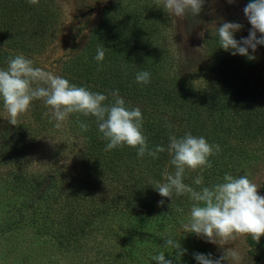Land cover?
Here are the masks:
<instances>
[{
	"label": "rangeland",
	"instance_id": "obj_1",
	"mask_svg": "<svg viewBox=\"0 0 264 264\" xmlns=\"http://www.w3.org/2000/svg\"><path fill=\"white\" fill-rule=\"evenodd\" d=\"M47 1L46 11L42 12L50 14L54 24L47 35L51 43L46 45L45 54L13 49L3 42L0 43V61L3 62L8 56L23 54L36 61L34 66L58 75L61 64L56 60L59 57L62 56L61 61H65L78 54L86 55L93 47L95 55L96 49L103 47L104 60H115L111 62L125 68L122 60L129 59L132 68L139 71L131 61L136 59L145 64L150 73L158 74L167 71L166 68L172 63L171 69L177 74L188 75L198 89L210 92L212 89L214 92L221 89L242 93L251 91L248 99L250 105L264 110V46L257 45L255 51L249 49L254 58L248 59L220 48L216 34L217 26L221 23L234 21L242 25L234 37L239 40L248 35L251 25L243 14L246 4L242 0H231L230 3L228 0H204L199 13L183 19L172 18L166 10H161L160 0H94L98 6L90 15L86 14V5L93 0ZM86 20L90 23L84 28ZM133 27L138 28L140 38L135 40V48L126 50L124 45L128 43L123 44L120 38L112 37L111 33L122 31L131 35L128 31ZM80 28L83 29L80 31ZM256 35L261 34L257 32ZM0 65L3 66V63L0 62ZM232 79L238 82H232ZM38 84L34 82L32 87ZM35 105L32 101L28 110L17 116L16 125L11 124L7 130L19 139L18 145L24 142L30 147L24 160L28 171L23 173L20 181L12 176L13 170L6 167L5 141L0 139V228L16 218L19 208L28 203V191L37 176H42L49 167L57 165L61 177L56 182L58 187L53 195L24 209L26 219L0 235V264H157L149 259L151 254L165 251L166 259H174L175 256V250L170 252L162 247V237L166 234L177 237L181 246L187 249L181 256V264H196L193 252L211 253L216 258L227 248H234L239 253V260L235 264H254V253L246 241L249 234L236 235L227 243L217 239L215 244L183 231L181 221H186L193 203L188 194H184L180 205L170 208L160 205L159 211L150 215L133 212L126 207H113L117 209H110L109 212L104 209L95 211L94 206L87 202L80 205L84 206L85 213H80L81 210L77 213V217L80 213L81 221L68 230L63 229L64 214L78 207L66 204L65 209L64 200L70 195L67 190L69 178L76 177L78 171L76 153L81 155L83 148H78L81 146L80 140L76 148H70L71 144L67 146L68 127L65 125L63 128V123L58 129L44 127L45 123L50 122L49 118L40 123L42 127L38 126L40 133L32 131L36 138L24 140L23 126L28 122L33 124ZM263 115L252 124L261 122ZM222 117L221 127H207L211 144L220 146V151L212 157L211 167L204 168L202 172L200 169H187L183 177L199 191L202 186L210 187L221 181L225 172L238 176L246 169L249 179L258 186L257 192L264 195V129L252 135L251 126H254L251 123L248 126L245 122L251 117L235 109H228L226 117ZM7 119L8 114L0 102V135L3 123H9ZM11 142L13 144L14 141ZM10 146L11 143H7V147ZM58 153L60 155L53 164L55 159H51ZM197 175L203 177L202 185L193 183ZM175 203L179 204L178 200ZM257 242L261 248L260 262L264 264V235ZM255 254H260V251L257 253L255 249ZM222 264H233V261H222Z\"/></svg>",
	"mask_w": 264,
	"mask_h": 264
},
{
	"label": "trees",
	"instance_id": "obj_2",
	"mask_svg": "<svg viewBox=\"0 0 264 264\" xmlns=\"http://www.w3.org/2000/svg\"><path fill=\"white\" fill-rule=\"evenodd\" d=\"M242 1L245 4L248 2V0ZM46 4H49L47 0H39L38 4L35 5L30 4L28 0H0V43L4 42L5 45L13 49L34 50L40 54L42 52L45 54L46 45L51 43L49 42L50 37L47 35L54 24V18H51L50 14L42 12L46 11ZM97 6L94 4V0L87 4L86 14L90 15ZM89 23L90 21L86 20L84 28ZM128 32L131 35L122 31L118 34L111 33V36L113 34L112 37L120 38L123 44L128 43L124 45L126 50L135 48L134 42L140 38L137 27L130 28ZM129 44H132L133 47ZM92 46L94 45L92 44ZM86 53L88 54H78L65 61H61L62 56L59 57L56 60L61 64L58 75L67 78L70 83L77 86L83 85L91 91L105 93L108 95L105 103L112 101L113 98L109 93L113 89H117L118 94L125 99L126 106L140 108L143 115L142 131L147 138L148 147L155 150L156 145H163L165 151L158 153L156 158L147 154L144 157H137L135 149L130 146L104 151V145L107 141L99 138L100 134L97 131L95 118L77 112L70 113L63 122V128L65 125L68 127L66 143H68L67 146L71 144L70 148H74L77 146V141L80 140L81 146L78 148H83V152L81 155L76 153V160L78 161V169L76 170L78 171L76 177L69 178L70 184L67 190L70 191V195H67V200H64L65 209L66 204L71 207L75 205L78 207L73 208L70 213L64 214L65 218H62L63 229L68 230L69 227H73V224L81 221L80 213L84 214L85 212L84 206L81 207L80 205L87 202L94 206L95 211L104 209L109 212L110 209L115 211L117 208L126 207L133 212H140L144 215L153 214L156 210L158 212L160 205H157V201L161 199L165 201L162 205H166L168 208L173 205H180L185 195H175L170 201L167 197L159 196L149 185L150 181L164 182L167 174H172L170 173L172 171L174 173V166L170 164V156L166 150L169 134L182 136L185 132H191L196 136H204L211 143L208 138L207 127L215 125L221 127L224 120L222 116L226 117L228 109H235L237 112H243L251 117L250 120L245 121L248 126L253 125L252 122L264 113L263 108L250 105L248 102L251 91H243L242 93L236 90L221 89L214 92L212 89L210 92L205 89H198L187 77L188 75L174 72L171 69L172 63L166 68L167 71L158 74L151 73L150 83L143 85L135 82L134 74L138 71L132 68L129 59L128 61L122 60V63L126 65L125 68L121 64L115 65L111 62L115 60H109V58L103 59L99 63L95 61L93 59L95 56L94 47L93 50L89 49ZM64 55L69 56L70 54ZM9 57L3 62L0 61L3 63L0 68L7 67ZM130 59L132 58L130 57ZM131 61L135 63L138 70L148 69L140 60ZM161 63L164 64L163 61ZM33 65H36V61H33ZM162 68L165 69L164 65ZM231 81L238 82L234 79ZM214 93L215 96H212ZM34 102L36 104L33 108L35 120L32 125L28 122L27 125L23 126L24 140L28 137L36 138L37 135L32 131L36 130L40 133L37 129L38 126L42 127L40 123L47 121L46 112L50 114L42 99H35ZM261 120V122L253 125L254 128L251 126L252 135H257L263 131L264 115ZM82 123L86 124L87 127L82 129L80 126ZM10 125V123H3L0 139L5 141L3 146L6 150V160L4 161L8 163L6 167L11 168L14 172L12 176L20 181L23 178V173L28 171L25 165L27 163L24 160L30 147L24 142L18 145L19 139L7 132ZM53 125L54 121H51L45 123L44 127L53 128ZM5 130L6 133H4ZM68 137H71L70 141H68ZM11 141H14L13 144ZM7 143H11V146L7 147ZM59 155L58 153L51 159L52 161L55 159L53 164ZM212 157L213 155L209 157L210 161L213 160ZM60 177L61 174L58 173L57 165L49 167L42 176H37L29 188L28 203L19 208L16 218L3 224L4 226L0 228V235H4L26 219L27 214L24 209L39 204L47 199L50 194L53 195L54 190L58 187L56 182ZM183 182H187L189 185L186 177H183ZM192 187L196 188L193 184ZM176 200L179 204L175 203ZM113 207L117 208L113 209ZM78 212L80 213L77 217ZM246 241L249 249L254 253V264H261L260 257L262 255L258 242L251 235L247 236ZM255 249L257 253L260 251V254H255Z\"/></svg>",
	"mask_w": 264,
	"mask_h": 264
},
{
	"label": "clouds",
	"instance_id": "obj_3",
	"mask_svg": "<svg viewBox=\"0 0 264 264\" xmlns=\"http://www.w3.org/2000/svg\"><path fill=\"white\" fill-rule=\"evenodd\" d=\"M32 5L39 0H28ZM204 0H160V9L166 10L172 18L194 16L201 10ZM230 3L231 0H228ZM243 14L251 25L246 37L237 40L234 33L242 25L234 21H225L217 26L216 34L219 47L232 55H242L248 59L254 57L249 49L255 51L257 45L264 46V0H248L243 7ZM259 32L261 35L257 36ZM98 63L104 59V48L98 47L93 57ZM151 73L142 69L134 74L138 84L150 83ZM34 82H39L32 87ZM109 95L113 98L105 103L108 95L91 91L85 86H77L60 75L45 71L33 65V61L23 54H18L7 61L6 68H0V102L8 114V122L16 125V118L30 107L35 99H42L47 106L49 121L60 128L70 113L91 115L95 118L99 138L107 141L104 151L122 146L135 149L137 157L145 154L156 158L165 151V146L156 145L155 150L148 147L147 138L143 134V115L139 107L126 106L125 99L113 89ZM86 128V124H81ZM170 156V164L174 173L167 174L164 182L150 181L155 192L171 201L173 195L188 194L193 201L186 221H181L185 233H192L217 244V239L227 243L239 234H249L258 241L264 235V195L257 192V184L249 179L248 171L233 176L225 172L221 181L209 186L200 187L199 191L183 182L185 169L202 172L211 167L209 157L220 151L218 144L209 143L204 136H196L185 132L182 136L169 134L166 148ZM193 183L202 185L203 177L197 175ZM163 199L157 205L164 204ZM162 247L172 252L174 259H166L164 252L151 254L149 259L157 264H181V256L187 252L177 237L166 234ZM169 252V251H168ZM196 264H222L228 260L235 264L239 253L234 248H227L221 255L213 258L211 253L193 252Z\"/></svg>",
	"mask_w": 264,
	"mask_h": 264
}]
</instances>
